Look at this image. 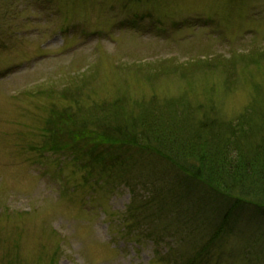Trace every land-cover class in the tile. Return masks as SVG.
Here are the masks:
<instances>
[{"label":"rangeland","instance_id":"374dc122","mask_svg":"<svg viewBox=\"0 0 264 264\" xmlns=\"http://www.w3.org/2000/svg\"><path fill=\"white\" fill-rule=\"evenodd\" d=\"M152 99L194 123L264 108V0H0V264H264V212L197 187L184 242H146L126 226L134 192L119 173L92 186L49 153L54 114H136ZM150 161L143 175L162 186L185 179ZM217 227L230 232L216 244Z\"/></svg>","mask_w":264,"mask_h":264},{"label":"trees","instance_id":"16d2710c","mask_svg":"<svg viewBox=\"0 0 264 264\" xmlns=\"http://www.w3.org/2000/svg\"><path fill=\"white\" fill-rule=\"evenodd\" d=\"M179 103L176 100L158 106L152 99L135 107L136 114L132 111L128 115L115 109L118 104L113 106V114L101 109L104 105L89 112L68 109L65 114H54L45 130L62 142L49 153L62 154L68 160L72 156L70 162L83 172L85 184L98 186L103 180L97 175L119 173L110 180L134 192L131 198L138 202L136 206L131 203L127 222H132L126 226L139 232L143 241L154 244L165 237L176 244L184 242L185 232L196 224L193 220L203 210L196 214L193 192L197 187L229 200L230 210L245 205L257 213L264 212V108L251 105L235 120L221 125L211 116L194 123L178 111ZM66 134L72 136L69 142ZM145 155H151L145 158L147 163L141 159ZM152 158L167 163L177 173L180 170L185 179L171 180L172 188L147 174L151 181L143 174ZM132 166L142 173L137 182L127 175ZM164 181L168 184L167 178ZM130 182L142 189L143 198H135ZM215 231L218 238L212 239L216 244L220 236L230 232L222 233L218 227Z\"/></svg>","mask_w":264,"mask_h":264}]
</instances>
